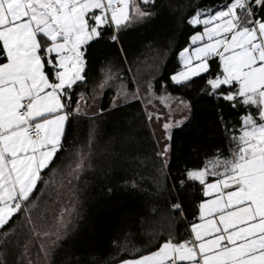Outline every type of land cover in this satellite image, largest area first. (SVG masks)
Returning a JSON list of instances; mask_svg holds the SVG:
<instances>
[{
    "label": "snow or ice",
    "instance_id": "snow-or-ice-1",
    "mask_svg": "<svg viewBox=\"0 0 264 264\" xmlns=\"http://www.w3.org/2000/svg\"><path fill=\"white\" fill-rule=\"evenodd\" d=\"M154 4L0 0V251L18 239L21 228L36 231V193L80 114L84 96L77 90L88 83V48L106 32L111 42H118L121 30L154 16L142 7ZM189 12L182 23L192 32L177 49V70L160 83L165 94L157 93L151 80L144 90L150 103L155 93L166 104L169 86L188 87L203 77L207 94L243 109L237 126H227L234 147L230 157L214 154L199 169L182 174L181 188L195 182L202 191L191 222L181 202L170 205V214L179 213L185 221L183 233L170 230L153 249L122 252L114 264H264V0H220L218 6L196 5ZM112 79L109 70L98 87L105 88ZM121 95L127 94L122 90ZM133 99L139 94L133 93ZM179 104L192 108L184 99ZM147 119L164 121L166 142L155 155L167 166L172 129L189 118L173 121L152 112ZM83 161L81 155L75 168H69L78 172ZM41 251L47 255L49 249L42 245ZM21 257L24 264V252ZM28 264L34 261L29 258Z\"/></svg>",
    "mask_w": 264,
    "mask_h": 264
},
{
    "label": "trees",
    "instance_id": "trees-1",
    "mask_svg": "<svg viewBox=\"0 0 264 264\" xmlns=\"http://www.w3.org/2000/svg\"><path fill=\"white\" fill-rule=\"evenodd\" d=\"M219 3L155 0L154 6H142L154 13L150 20L135 21L121 30L118 42H111L106 32L88 48V83L77 93L90 97L110 70L111 82H125L130 92L141 91L151 80L161 94V81L178 68L177 49L185 46L192 32L182 23L183 16L196 5L210 8ZM111 86L102 89L97 113H80L72 121L64 149L38 186L34 216L38 211H48V204L60 217L65 209L73 211L69 222L60 224L62 236L48 258L38 252L44 264H114L122 252L153 249L170 230L183 233L185 221L179 213L170 214V205L181 202L191 222L202 191L195 182H186L181 188L182 174L199 169L208 158H215L214 154L230 157L233 150L231 128L227 126H237L243 109L207 94L210 90L203 77L188 87L167 89L172 97L192 105L186 114L187 123L172 129L167 166L161 165L155 155L159 148L142 98L115 102L117 95ZM81 155L83 168L72 172L69 165L75 168ZM50 214L45 212L40 219L48 221ZM21 224L22 220L17 221L16 226ZM29 237L30 232L21 228L18 239L0 251V261L20 264L22 247Z\"/></svg>",
    "mask_w": 264,
    "mask_h": 264
},
{
    "label": "rangeland",
    "instance_id": "rangeland-1",
    "mask_svg": "<svg viewBox=\"0 0 264 264\" xmlns=\"http://www.w3.org/2000/svg\"><path fill=\"white\" fill-rule=\"evenodd\" d=\"M101 82H102V79L96 85L95 91L93 89L90 97L87 98L85 96L84 100L81 101L82 113L95 114L98 112V107L100 105V98H101V93H102V89L99 88L98 85ZM110 84H112L111 88L115 89V94L117 95L115 100H114L115 102H122V101L129 100V99L133 98V93H135V92H130L128 90L125 82L118 81V80L117 81L114 80L112 82L109 81V83L106 86H109ZM122 90L127 95H121ZM141 91L137 90L136 93H138L139 97L142 98V102L144 104L147 115L149 113H152V112H159L164 117L171 116V119L173 121H176L180 117L182 118V117L186 116L188 109L181 107L179 104V99L172 97L168 93V91H167V93L169 94V99L167 100L166 104L161 103L160 100L158 99V96L155 94L151 95V103H150L149 98L145 93L144 86L142 87ZM164 94L165 93L162 91V93L160 95H164ZM163 122H164L163 120L149 121L150 126H151L152 131H153V134H154L155 139L157 141L158 148L160 147L161 144L166 142L164 140V134H163L162 129H161V124ZM167 143H168V141H167ZM57 188H58V185L54 189L55 195L59 191ZM56 202H57V200H56ZM56 202H54V203H56ZM48 206L49 207L46 208L48 211H38L39 219L36 221V231L30 232V237L28 238L27 242L25 243L28 246L27 251L25 252L24 247H22V252H24V261H26V264H28L29 258L34 261V264H44L43 257H40L39 253H38L39 251H41V246L43 245L44 248L49 249V251H50L52 246L54 244H56L58 242L59 238L62 236V231L60 230V224L62 223L60 221L61 217L59 216V214L57 213L56 210L52 211L53 208L51 206H53V205L50 206L48 204ZM49 208H50V210H49ZM45 212L51 213L50 218H52V219L47 218V219H49L48 221L44 220V217L42 219H40L41 216H43ZM64 213H65V211H64ZM72 213H73V211H69L68 213H65L63 222H69V220L71 219ZM36 214L37 213H35V215ZM50 220H51V222H49ZM63 226H64V224H63ZM44 233H48V235L45 236ZM49 251L46 255V259L48 258Z\"/></svg>",
    "mask_w": 264,
    "mask_h": 264
},
{
    "label": "crops",
    "instance_id": "crops-1",
    "mask_svg": "<svg viewBox=\"0 0 264 264\" xmlns=\"http://www.w3.org/2000/svg\"><path fill=\"white\" fill-rule=\"evenodd\" d=\"M178 63H179V58H178ZM75 107V106H74ZM80 113H82V111H81V103H80Z\"/></svg>",
    "mask_w": 264,
    "mask_h": 264
},
{
    "label": "built area",
    "instance_id": "built-area-1",
    "mask_svg": "<svg viewBox=\"0 0 264 264\" xmlns=\"http://www.w3.org/2000/svg\"><path fill=\"white\" fill-rule=\"evenodd\" d=\"M193 220V219H192Z\"/></svg>",
    "mask_w": 264,
    "mask_h": 264
}]
</instances>
